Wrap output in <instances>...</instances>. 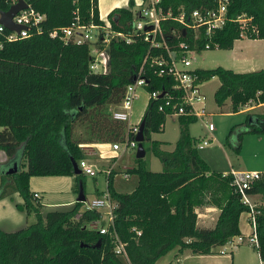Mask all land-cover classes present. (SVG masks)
Masks as SVG:
<instances>
[{
	"label": "trees",
	"instance_id": "16d2710c",
	"mask_svg": "<svg viewBox=\"0 0 264 264\" xmlns=\"http://www.w3.org/2000/svg\"><path fill=\"white\" fill-rule=\"evenodd\" d=\"M27 1L45 15L42 32L4 42L0 47V150L9 157L0 165V198L18 192L23 203H17V209L32 213L36 221L11 232L0 228V264H123L114 252L116 238L125 243L128 264H155L176 247L188 248L194 255L211 254L241 235L239 218L249 206L232 185V175L213 172L200 156L188 131L189 122L197 118L190 115L178 116L179 136L173 150H163L162 143L151 141L152 152L162 163L161 171L147 169L143 158H136L137 167L131 171L138 175V184L132 192H116L113 173H109L107 191L115 207L107 233L89 226L94 221L101 225L105 222L101 209H86L84 202L43 212V205L29 189L30 177L73 176L78 192L79 182L84 188L85 178L83 172L74 174L72 160L79 163L86 158L82 146L125 141L127 123L113 119L110 106L121 101L125 87L142 66L149 44L141 38L131 43L111 38L106 46L97 41L98 48H106L108 72L91 73L93 43H65L50 33L69 26L77 17L82 24L105 26L98 0ZM159 5L175 15L211 8L214 0H161ZM7 8L0 4V10ZM137 10L133 0L128 7L112 9L107 15L111 29L130 32ZM241 14L252 21L243 30L237 22L226 21L211 34L209 48L230 49L236 39L243 38L241 32L246 38H264V0H231L227 17ZM178 28L174 20L163 22L170 46L176 44L169 38ZM182 39L197 51L205 49L207 39L203 34L196 43L192 37ZM158 52L165 50H150L151 54ZM194 72L201 82L218 77L214 101L222 108L229 99L231 113L239 112L249 102L264 103V68L235 72L217 66ZM142 76L147 80V91H172L173 79L159 75L149 59ZM163 103L162 98L149 99L142 117L144 141L152 132L163 130L169 111L159 110ZM245 134L264 135V113H247L229 130L226 145L239 152ZM19 153L24 163L18 161ZM14 165V173L4 168ZM19 165L25 168L18 169ZM246 192L261 198L262 204L254 208L255 248L264 263V172ZM207 206L218 208L220 213L213 227H200L196 211Z\"/></svg>",
	"mask_w": 264,
	"mask_h": 264
},
{
	"label": "built area",
	"instance_id": "2783aa9c",
	"mask_svg": "<svg viewBox=\"0 0 264 264\" xmlns=\"http://www.w3.org/2000/svg\"><path fill=\"white\" fill-rule=\"evenodd\" d=\"M27 7L19 10L12 17V21L22 27L21 30H8L3 24L0 23V47L4 42H10L28 38L34 33L42 32V21L45 19V15L36 11L31 7L27 0ZM18 0H0V4L8 5L5 10H0V16L2 11H6L9 7ZM161 0H141L138 3L137 16L132 22L131 31L128 33L121 31H113L109 23H105V26L82 24L79 22L78 17L69 26L61 27L57 30H53L51 37L59 36L65 43L72 42L76 44L93 43L91 47L92 61L89 65L91 73L106 74L108 72V54L105 46L108 44L111 38H118L131 43L136 38H141L143 41L149 44V50L143 59L142 66L140 67L137 75L133 80L125 87L124 94L121 101L116 105L110 106V111L113 119L124 121L127 123V129L125 134V143L128 148H137V142L134 137L139 129V123L132 122V107L133 102L136 99L139 90H145L149 99H164V103L159 106L160 111L166 112L170 116L190 115L197 119H204L208 112L206 111L204 100L205 96L201 90V81L198 75L194 72L195 69L190 68L189 53L197 51L195 46L190 47L187 41L183 40V37H192V41L196 43L201 34L207 41L204 44V48L210 47L209 40L211 34L217 29H221L226 21L232 20L240 25L243 30L249 22L252 21L251 17H247L246 14H241L235 18L229 19L227 17V10L231 0H214V6L211 8L194 9L189 13L179 11L173 15L171 11H163L159 5ZM174 20L178 23L179 28L173 31V36L169 39H175L176 44L170 46L168 38L164 34L163 22L167 20ZM241 36L244 38V32H241ZM101 41L104 43L103 48H98L95 43ZM216 46V45H215ZM163 49L165 53L151 54L150 50ZM150 60L151 65L158 68L159 75H166L173 79L172 91L164 92L162 97H159L161 90L147 91L145 86L147 80L143 75V65ZM204 127L208 132L214 130L212 123L204 120ZM203 145H207L208 141L203 140ZM114 150L120 148L118 142L113 143ZM78 167L83 173L94 175V171L91 166L87 164L85 159L79 161ZM232 175V185L235 190L240 194L241 200L244 204L249 206L247 212L249 217V225L251 227V233L246 236L248 241L255 247L258 245L256 236V221L255 211L256 207L251 201V195L246 192L251 188L252 183L258 180L263 172L251 170V171H234L229 172ZM227 174V173H224ZM125 177L128 174L124 175ZM35 198L39 197L38 193L33 194ZM86 209H101V219L105 224L101 225L99 221H94L89 224L90 227L97 229L100 233H107L109 227L113 224V209L115 203L111 199L109 192L106 191L101 197H96L90 201H85ZM137 234H140L137 231ZM237 239V243H242L244 237L238 235L230 239L226 244L233 245V239ZM115 254L122 260L125 259L128 262L125 243L116 238ZM261 264H264L263 262Z\"/></svg>",
	"mask_w": 264,
	"mask_h": 264
},
{
	"label": "rangeland",
	"instance_id": "374dc122",
	"mask_svg": "<svg viewBox=\"0 0 264 264\" xmlns=\"http://www.w3.org/2000/svg\"><path fill=\"white\" fill-rule=\"evenodd\" d=\"M229 53L230 52H228L227 49H221L218 47L191 52L189 53L191 62L190 68L212 69L219 64H223V62L229 65ZM219 83L220 80L217 76L211 77L201 83V90L205 96L204 105L208 115L204 119L198 118L190 121L188 124L189 134L195 140L200 156L206 161L213 172L229 173L232 170H255L264 172V135L245 134L242 138V145L239 152L234 151L231 147L226 145V137L229 130L234 124L243 121L246 114L230 113L228 111L230 105L229 99L226 100V104L222 108L215 103L214 92ZM204 120L213 124L214 130L212 132L206 130L204 127ZM178 136V117L167 115L163 130L152 132L149 136L150 139L143 142L145 149L143 160L147 169L155 172L162 170L160 159L152 152L151 141H159L162 143L161 149L171 151L175 146ZM203 140H207L208 144L203 145ZM230 140L232 143L234 142V135L231 136ZM118 144L120 148L118 150H113L112 143H99V146L96 147V153L95 149L91 147L93 146L92 144L82 146L83 151L86 154L85 161L87 162V159H91L87 164L90 165L91 169L94 171L93 176L84 173V192L86 201L101 197L102 194L107 191V177L110 172L113 173L112 187L116 192L130 193L136 188L138 184V175L131 171L133 168L137 167V159L135 156L136 148L126 147L125 141L119 142ZM1 153L3 157L6 158L2 163L5 164L9 157L4 152ZM18 161L24 163L20 153L18 155ZM18 167V169L25 168L22 165H19ZM4 168L5 170L10 169L9 166H5ZM125 174H129V176L125 177ZM67 179L68 180L65 184H63L64 182L43 184L42 189H37L39 197L35 198L36 201L42 204L48 199L50 203H62L57 206L55 205L58 209H69L72 207L76 202L78 192H76L74 177L69 176ZM10 200L15 202V199ZM251 202L256 206L262 204L261 201ZM47 210L49 209L44 208L43 212ZM20 214L23 217L21 218L23 219V222L17 225L15 230L24 228L28 224L36 221V218L32 213L27 215L25 212L23 213V211H20ZM243 245L244 246L239 248L247 246L245 244ZM225 249V254H229L228 251L230 247L226 246ZM245 251L246 253L249 252L248 250ZM166 257L167 256L161 257L157 264H167V260H170L172 256ZM247 259V262L250 264L251 258L247 256ZM122 263L128 264L125 259H122ZM179 264H181V262Z\"/></svg>",
	"mask_w": 264,
	"mask_h": 264
},
{
	"label": "crops",
	"instance_id": "0c3cea01",
	"mask_svg": "<svg viewBox=\"0 0 264 264\" xmlns=\"http://www.w3.org/2000/svg\"><path fill=\"white\" fill-rule=\"evenodd\" d=\"M133 1L137 9L138 3L141 0ZM128 3L129 0H98V11L100 19L105 23H108V13L116 7H128ZM227 50L228 52H230V58L228 59L229 65L223 62V64H219L217 66L230 68L235 72H250L264 68V38L252 39L244 37L236 39L233 42L232 47ZM148 101L149 100L147 92L145 90H139L138 95L133 102V115L131 117L132 122L135 123L139 119H142ZM237 113H264V103L254 104L253 102H249L246 106H244L242 110ZM92 145L93 146L91 147L95 149L96 153V147L99 146V143ZM1 152L2 151L0 150V165L6 159L3 157ZM87 160V162H89L91 159ZM67 177L69 176H32L29 180V188L33 194L38 193L37 189H42L43 184L56 182H64L63 184H65V182H67L68 180ZM10 199H15V202H12ZM251 200L260 202L261 198L259 195H251ZM17 203H23V199L18 192H13L11 196L0 198V228L2 230L7 232L14 231L16 229V226L23 222V219H21L23 217L20 214V211L16 208ZM59 204L62 203H50L48 199L45 200L44 203H42L43 209L56 208L55 205L57 206ZM196 212L198 226L213 227L218 218L220 210L214 206H207L199 208ZM248 217L249 215L247 212H242L239 218L240 233L242 237H244V241L242 243H237V239L234 238L233 245L225 244L221 247L215 248L213 253L203 255H194L188 248L180 249L176 247L167 252L162 257L172 256L170 260H167V264H179L180 262L181 264H249L247 262V256H249L251 258L250 264H261L262 261L255 246L250 243L246 237L251 233V227L249 225ZM2 225L5 228H3ZM243 244L247 246L239 248L241 246H244ZM226 246L230 247L228 251L229 254H225ZM245 250H248L250 253H246ZM159 259L155 264H157Z\"/></svg>",
	"mask_w": 264,
	"mask_h": 264
},
{
	"label": "water",
	"instance_id": "95a60500",
	"mask_svg": "<svg viewBox=\"0 0 264 264\" xmlns=\"http://www.w3.org/2000/svg\"><path fill=\"white\" fill-rule=\"evenodd\" d=\"M26 7H27V3L24 0H18V2L11 5L8 10L1 12L0 23L3 24L8 30H16V31L21 30L22 27L14 23L12 21V17L16 14V12ZM163 95H164V91L161 92L159 97H162ZM144 128H145V118H142L139 123L138 132L134 137L135 141L137 142V148L135 154L136 158H143L145 156V149L143 146ZM72 164H73L74 174L75 175L81 174L82 170L78 167L77 162L75 160H72ZM16 171H17V166L14 165L12 169L8 170V173H14ZM85 201H86V196L84 193V188L82 182H79L76 202H85Z\"/></svg>",
	"mask_w": 264,
	"mask_h": 264
}]
</instances>
